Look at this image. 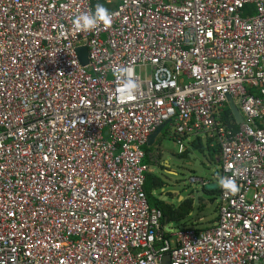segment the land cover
<instances>
[{
	"label": "built area",
	"instance_id": "built-area-1",
	"mask_svg": "<svg viewBox=\"0 0 264 264\" xmlns=\"http://www.w3.org/2000/svg\"><path fill=\"white\" fill-rule=\"evenodd\" d=\"M100 3L111 24L77 29ZM165 124L179 154L215 143L239 188L218 184L211 230L167 229L149 203L144 149ZM168 256L264 264V0H0V264Z\"/></svg>",
	"mask_w": 264,
	"mask_h": 264
},
{
	"label": "rangeland",
	"instance_id": "rangeland-1",
	"mask_svg": "<svg viewBox=\"0 0 264 264\" xmlns=\"http://www.w3.org/2000/svg\"><path fill=\"white\" fill-rule=\"evenodd\" d=\"M169 128H167L162 136L160 137V140L162 141V148L163 149H170L171 151L175 150L176 153L179 154V146L173 145L171 141L174 143V140L172 139V133L174 131L173 125H169ZM167 131L171 133L170 138L166 135ZM193 140V138L191 139ZM202 144L204 147H207L209 150L205 153L204 156L201 154H198V158L200 160H208L206 162V168L204 170V173H207V178L209 180H214L212 185L210 187L207 186V191L213 190L217 188L218 183L216 181L217 175V167L218 164L216 163V160L218 159V154L216 152V144L213 142H208L203 136H201ZM185 147H188L187 143L185 144ZM201 164V163H200ZM173 168L177 171L178 175H168L166 172H157L156 179L161 181V188L156 189L152 194V185H153V179L152 177L148 176L147 183H146V189L151 194L152 198L150 199V205L151 207H154V200H159V197L165 194H170L178 191L182 192L184 194L183 196H186L187 193H194L196 194L198 190V184H192L191 183V177L201 178V175L203 171H201L199 168H195L192 164H178L174 163ZM190 179V180H189ZM155 183V182H154ZM205 200L209 201L212 205L211 208L207 210L202 211H196L194 216L191 218H188L187 220L178 221L171 223V227L174 231L180 232V231H186L189 229H196V230H211L214 228L216 223L219 221V198L217 196L213 195H206ZM169 203H176L177 199L176 197H169L168 198ZM212 202V203H211ZM179 209V208H178ZM188 209L187 207H183V210ZM218 210V212H217ZM203 219V220H201ZM200 220V221H199Z\"/></svg>",
	"mask_w": 264,
	"mask_h": 264
},
{
	"label": "crops",
	"instance_id": "crops-1",
	"mask_svg": "<svg viewBox=\"0 0 264 264\" xmlns=\"http://www.w3.org/2000/svg\"><path fill=\"white\" fill-rule=\"evenodd\" d=\"M167 128H169V127L167 126L163 130V132L158 136V138L156 139L155 144L152 147H148V145H147V148L145 149V153L147 155V157H146L147 163L146 164L150 168V172H149L148 175L154 177L155 179H156L155 176H156L157 172H166V174H168V175H174V176H177L178 175L177 171L173 168L174 163H175V162H173L174 160H170L168 158V154H170L172 152L176 153L175 150H174V148L171 151L170 149H167L166 150V149H163L161 147L162 146V141L160 140V137L162 136V134L164 133V131ZM166 135L170 138L171 133L169 131H167V134ZM193 142L195 143L194 139L193 140L188 139L186 143H187L188 146H190V145H192ZM171 143L173 145H175V143H173L172 141H171ZM193 147H195V145ZM216 152L218 154V159L216 160V163L218 164L217 171H216V175H217L216 181L219 184V177H220V175H219V162H218L219 161V151H218L217 148H216ZM163 156L166 157V160L165 161L162 159ZM202 156H204V154H202ZM205 161L207 162L208 160H205ZM205 161L203 162V160H200V163L202 165H206V162ZM204 170H201L203 172H201L202 175H201L200 180H202L203 182H205L207 185L206 186H200L199 185L197 187L198 190H197L196 194H194V193H192V194L191 193H187L186 196H183L184 194H182V192L175 191V192L171 193V195L170 194H165L163 196L161 195L159 197V201L164 202L167 206H172L173 208H176V209H178V208L180 209L184 205L188 206L190 208V210H191V213H190V215L185 220H187L190 217L192 218L197 210L198 211H202V210H207V209L211 208L212 205L210 204L209 201H206L205 200V196L206 195H213V196H217L218 197V195H217L218 193H216V192L219 191V187L217 186V188H215L213 190H209V189H208V191L206 190L207 189V186L210 187L212 185L213 181H215V178H214V180H209L207 178L208 175H207L206 172L204 173ZM203 174H205V175H203ZM191 178H196V177H191ZM161 183L162 182L159 180V185H158L159 188L162 187L160 185ZM154 184H156V183H154ZM158 187L156 185L155 188L158 189ZM155 190H153V192ZM200 191L203 192L204 195L203 194L199 195V192ZM194 195H198L199 201H196V202L195 201H192V200H194V199H192V198H194ZM170 196L171 197H176L177 202L176 203H169L168 202V198ZM217 212H218V210H217ZM201 220H203V219H201ZM165 224L166 223H165V220H164V225ZM170 224L171 223H169L167 221V224L165 225L167 229H172V227H171Z\"/></svg>",
	"mask_w": 264,
	"mask_h": 264
},
{
	"label": "water",
	"instance_id": "water-1",
	"mask_svg": "<svg viewBox=\"0 0 264 264\" xmlns=\"http://www.w3.org/2000/svg\"><path fill=\"white\" fill-rule=\"evenodd\" d=\"M78 51V55H79V59L80 62L83 66L88 65L89 63V51H88V47L87 46H80L77 49ZM228 102H229V109L231 111V113L233 114V117L236 121V123L238 125L243 123V118L241 113L239 112L238 108L236 107L234 100L231 97H228ZM169 124H165L164 126L160 127L159 129L156 130V132L149 138L148 141V147H152L155 142L156 139L158 138V136L163 132V130L168 126ZM195 142H197V145L199 146L197 147H193L194 143H192V145L186 147L185 151L183 154H178V153H170L168 154V158L170 160H174L173 162L178 163V164H182V165H186V164H192L193 166H195V168H199L200 170H204L206 168V165H202L200 164V159L198 158V154H204L208 151L207 147H204L201 141H198V139L195 140ZM162 159L165 161L166 157H162ZM205 175V174H203ZM199 186V185H198ZM201 186V185H200ZM204 193L203 192H199V195H201ZM194 200L192 201H199V197L198 195H194V198H192ZM165 223L167 224V219H165ZM163 264H170V257L168 256L166 258V260L164 261Z\"/></svg>",
	"mask_w": 264,
	"mask_h": 264
},
{
	"label": "clouds",
	"instance_id": "clouds-1",
	"mask_svg": "<svg viewBox=\"0 0 264 264\" xmlns=\"http://www.w3.org/2000/svg\"><path fill=\"white\" fill-rule=\"evenodd\" d=\"M112 22V14L103 5L97 4L94 12H86L76 16L73 20L74 26L79 30H93L99 25L103 24L109 26ZM126 74V73H122ZM130 82L125 83V87H128ZM230 111V109H229ZM231 112V111H230ZM232 114V113H231ZM233 116V114H232ZM235 120V119H234ZM169 126V125H168ZM201 140V137L197 138ZM196 139H194L195 141ZM220 186L225 189L226 194H236L239 192V188L234 179L231 178H221L219 180Z\"/></svg>",
	"mask_w": 264,
	"mask_h": 264
},
{
	"label": "trees",
	"instance_id": "trees-1",
	"mask_svg": "<svg viewBox=\"0 0 264 264\" xmlns=\"http://www.w3.org/2000/svg\"><path fill=\"white\" fill-rule=\"evenodd\" d=\"M100 5H103L105 8L108 9L109 11V7L106 6L105 4L103 3H100ZM224 120L227 124H229L232 128H237L236 124H235V120H234V117L232 116L231 112L230 111H227L225 116H224ZM200 141V140H198ZM194 143V142H193ZM195 147H199L197 145V142L194 143ZM193 145V146H194ZM147 148V147H146ZM145 148V149H146ZM144 149V150H145ZM218 151H219V148L217 147ZM145 163H147V160L145 161ZM149 175H147V178H148ZM152 177V176H150ZM147 178H146V183H147ZM153 179V185H152V194H153V190H155L156 188V185L158 187L159 185V181L156 180L154 177H152ZM157 182H156V181ZM154 182L156 184H154ZM161 185V184H160ZM159 188V187H158ZM219 192L220 191H217L216 193H218L217 195H219ZM145 193L148 197V200L150 201V199L152 198L151 194L147 191L146 189V185H145ZM150 203V202H149ZM183 207H187L188 209L186 210H183ZM156 210H160L163 214V217H164V220L167 219V221L169 223H173V222H178V221H183L185 220L191 213V210L188 206L184 205L182 206L180 209H176V208H173L172 206H167L164 202H161L159 200H154V207H152ZM164 223V221H163Z\"/></svg>",
	"mask_w": 264,
	"mask_h": 264
}]
</instances>
